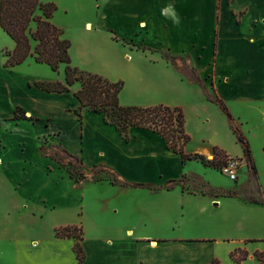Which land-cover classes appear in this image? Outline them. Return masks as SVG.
I'll list each match as a JSON object with an SVG mask.
<instances>
[{
    "label": "crops",
    "instance_id": "obj_1",
    "mask_svg": "<svg viewBox=\"0 0 264 264\" xmlns=\"http://www.w3.org/2000/svg\"><path fill=\"white\" fill-rule=\"evenodd\" d=\"M240 1L231 3L233 11L243 9L244 12L241 22L227 24L226 60L235 61V66H238L233 75V79L240 83L236 94L248 102L250 99L258 102L260 119H263L264 37L261 30H264V15L261 16V23L253 24L255 18H252L246 29L241 31L242 19L251 12L254 2L258 0H242L239 5ZM217 4V0H113L108 13L96 15L95 29L112 28L124 41L128 38L138 45L127 41V44L123 43L125 45L114 52L113 66L104 68L89 64V58L96 60L99 54L91 50L89 42L82 40L77 50L78 59L76 54L74 56L73 47H69L72 62L83 69L98 72L111 81L123 79L124 84L119 92L122 105H181L186 116L185 131L190 134L191 143L193 134L188 129L189 113L201 124L216 119L223 121L224 116L216 104L204 97L200 88L181 78L162 58L160 49L164 47L171 50L166 47L168 39L172 43L181 41V50L175 54L183 49H191L193 60H199L198 54L203 55L205 40H209L212 53L210 62H214L218 38ZM83 28L91 29V21L84 19ZM0 32L5 34L1 28ZM14 45L8 35L0 45V128L9 131L7 140H13L19 148L18 153L12 154L0 136V174L5 177V181L0 182L3 215L8 218L13 211L14 219H25V214L18 213L29 208L31 217L42 218L43 212L49 207L51 212L62 218L50 222L45 233H26L20 221L13 227L9 219L0 221V264H209L213 259L222 264L257 262L255 253H263L261 250H264V246L252 247L250 243L245 244L244 240L249 236L247 232L256 229L264 220L262 204L221 195L191 193L179 186L171 190L163 189L170 179H178L192 170L200 172L196 163H183L178 154L166 147L161 136L151 130L130 127L126 140L113 125L104 122L101 113L83 108L82 117L78 118L74 110L79 106V100L74 92L79 89V82H74L69 90L63 92L41 89L35 83L42 77L33 73L40 63L32 58L11 67L3 66V49L12 50ZM219 46L220 40L217 42L218 50ZM114 47H117L115 42ZM100 48L97 45L96 49ZM80 56L89 58L84 61ZM137 57L146 62V70L134 66L133 59ZM213 64L211 73L214 72L215 77L214 81L209 79V87L224 101L221 85L232 78L224 77L225 74L219 71V63ZM155 65L164 70L163 75L155 72ZM204 75L203 78L207 77V74ZM165 76L166 79H162ZM169 77L194 93L193 98L188 97V91L178 97L172 96ZM144 96V100H139ZM149 96L154 98L146 99ZM15 108H20L27 118L32 119H14ZM73 122L82 139L77 154L67 150L58 140L63 127ZM31 126L35 135H51L54 144L76 155L89 167L103 164L112 169L119 180L152 183L160 189L151 191L105 180L101 183L92 182L93 186H110L116 191L111 197L117 195V198L110 203L106 196L84 193L74 200L71 194L62 195V190L59 193L58 182L51 189L40 190L34 181L26 184H21L18 179L13 181L11 177L22 176L25 169L32 168L33 160L24 153V141L17 135L20 128ZM189 142L184 145V150L189 153L209 156L214 146L225 150L213 134L209 139H201L195 148H189ZM225 151L230 157L240 160L241 168V163H245L243 151ZM39 155L50 164L48 157ZM256 163L257 174L254 178L255 182L261 183V177L264 176V147ZM47 166L43 170L45 176L53 170L47 169ZM199 174L203 177L201 172ZM57 176L68 184L72 182V186L79 189L86 185L77 187L65 169H61ZM90 208L92 213L88 216ZM77 215H82V218ZM67 225L82 227L81 245L85 258L81 263L73 250L75 239L55 236L56 227ZM189 227L197 233L185 234L184 230H189ZM252 235L258 236L256 232ZM238 247L244 249L247 256L240 263H235L231 261L230 253Z\"/></svg>",
    "mask_w": 264,
    "mask_h": 264
},
{
    "label": "rangeland",
    "instance_id": "obj_2",
    "mask_svg": "<svg viewBox=\"0 0 264 264\" xmlns=\"http://www.w3.org/2000/svg\"><path fill=\"white\" fill-rule=\"evenodd\" d=\"M43 1H52L56 4L57 9L55 10L53 14L52 21L59 28H61V30L63 31V37L67 38L70 41V48L71 46L73 47V53H74V56L76 54L77 59L79 57L77 50H79V47H80L79 45L82 40L89 42L91 50H96L98 52L97 54L99 55H96L97 56L96 60L95 58H89L90 54L88 57L80 56V59L81 60L83 59L84 61H87L89 58L88 62L89 64L94 65L93 67H104V68L110 67L111 68L113 66L112 64H114V60H115L114 52H116V49L121 48V46L127 44L126 41L129 43L131 42L129 41L128 38L125 39L124 41L122 37H119L118 34L113 32L112 28L111 29L109 28L99 29V30L95 29L96 28L95 26L96 18L98 17V15L100 16L103 13H108V11L112 7L113 0H43ZM234 1L235 0H217L218 4H217V17H216L217 26L216 28L218 31L217 42L218 40H220V46L218 50L217 42H216L213 61L215 62V64L219 63V71L222 74H225L224 76L225 78L231 77L233 80V81L232 80L226 81L225 83H223V85H221V90H222L221 93L223 94L224 103L233 118V124L238 127L240 132L243 134V136L248 141L251 157H252V160L257 170L256 159L259 160V154H260L261 148L264 147V118L260 119V115H259L260 112L258 111V107H257L259 104L258 102L252 101L251 99L248 102L246 98L242 99L236 94V91L238 90V86L240 83L239 81L233 79V75L235 74V67H238V66H235V64H237L235 61L234 62L227 61L226 54H225L226 53L225 39L227 37L226 33L228 32L227 27L229 26L227 24L231 22L232 23L241 22V18L244 12L243 9H240L238 11H233L231 9V3ZM241 2L242 0L240 1L239 5H241ZM224 11H226V13H224ZM263 15H264V0H258L254 2L253 9L251 10V12L248 13V15H246L242 19V25H243L242 29L243 30L241 29V31H244L246 29V26L250 24L249 22L252 18H255V20L253 21V24L261 23L260 21L261 16ZM84 19L91 21L92 23L91 29L83 28ZM261 34L264 37V30H261ZM6 35H7L6 33L3 34L2 32H0V45L5 42ZM212 41H213V38H212ZM114 42L117 44V47H114ZM209 42H210L209 40L207 41L205 40L206 48L204 49L202 48L203 55H201L200 53L198 54V58H200L199 60H196V59L193 60L194 57L192 56L191 49H183V51L175 54L176 52L181 50V43H182L181 41L172 43L171 40L168 39V41L165 42L167 44L166 47H169L171 49L170 50L171 52L164 47L160 49V54L162 58L179 73L181 78L187 80V82H190L191 84H193V86L195 85L196 88H200L205 98L206 96L201 86L195 82H191L190 80H188L185 76H183L175 68L173 63H175L176 65H179L181 61L167 60L165 57H163V55L166 53L168 55L180 56L181 59L185 61V63L189 67L193 68L194 71L198 74L207 92L209 94H212V88L209 87V79L211 78L212 81H214L215 74L214 72L211 73V67L212 65H214L213 64L214 62L212 63L210 62L212 58V53L209 48ZM132 44H137V43L134 42ZM97 45H100L101 48L96 49ZM69 55H70V52H69ZM92 56H95V55H92ZM0 60H2L1 53H0ZM189 60L191 61L189 62ZM110 62H112L111 65H110ZM71 64L74 66H77L76 64H73L72 59H71ZM133 64L134 66H136V68L146 70V62H144L142 58L140 57L134 58ZM36 67L37 68L33 70V73L41 76L42 80L51 79V78L55 80H60L62 77H64V71H63L64 69L62 68L63 67L62 65H61L60 70L58 71H52L46 64H41V63L40 65H37ZM77 67L80 69H83L79 66ZM83 70L98 73V72L91 71L88 69H83ZM155 72H158L160 75L164 74V70L161 67H158L157 65H155ZM204 74H207V77L203 78ZM162 79L165 80L166 76ZM119 80H122L124 84L123 79H119ZM168 83H170L169 87L172 91V96L174 97H178L179 95H182L187 91L189 92V89L183 86L182 84L175 83L172 77H169ZM189 93H187V95H189L188 97L193 98L194 93H190V94ZM129 96L133 97L131 94ZM143 98H145V96L140 97L139 100H144ZM152 98L154 97L149 96L146 99H152ZM212 103L217 105V108L219 109L220 113L224 116V120L221 121L220 119H216L214 122L213 121L211 122L209 120L201 124V123H198L195 120V118L189 113L188 129L193 134V137H192L193 140L191 141V143L188 141L190 143L189 148H195L196 146H198V144H200L201 139L203 138L209 139L210 135L213 134L217 136L221 144L225 147V150L227 149L229 152L243 151L241 144L237 141L236 136L230 127L228 116L226 115L225 112L221 110V108L219 107L217 103L215 102H212ZM138 106H141V105H138ZM179 106L183 109L181 105ZM184 114H185V111H184ZM185 122H186V116H185ZM8 135H9V131H5L4 128L1 127L0 136L2 137L4 141H6L7 148L12 154L18 153L19 148L17 147L16 142H14L13 140H7ZM17 135L18 137L22 138V141H24L23 146H22L24 153H26L28 157L30 158V160H33V162L31 165L32 167L31 169L30 168L25 169L24 174L22 176H19V175L18 177L13 176L11 177V180L14 181L18 179L21 184H26L29 181H34L33 183H35V185H38L41 188L40 190L51 189V187H53L54 184L58 182L59 193L62 190L61 192L62 195L71 194L74 200H76L78 196L83 195V193L87 195L89 194L91 196H94V195L106 196L109 198L110 203L113 201V199L117 198V195H115L114 197H111L113 196V194L116 193V191L109 188L110 186H104V185L98 184V186L96 187V186H93V183H92V182L101 183V181L103 182V180L107 181L108 183H113V184L118 183L119 181L118 175L112 169H108L107 167H102L94 172L86 171L85 180L80 185V187L81 186L83 187L86 184L85 187L80 188V189L76 188L72 186V182H69L70 184H68L66 180H62L60 179V177L57 176V174L60 173L61 169L64 170L63 163H65V159L61 157V154L58 152L56 154L57 159L55 160H52L45 154V152L50 153V154L54 153L53 150L49 148L50 145H55L52 142L51 135L43 133L41 136H37L35 135V131L32 126L27 129L20 128V131H18ZM188 135L190 136L189 133ZM58 140H61L62 142L61 145L64 146L67 150L77 154L79 152L80 142H82V139L79 138L76 123L73 122L72 124H68L67 126L63 127V133L60 137H58ZM190 140H191V136H190ZM40 145H42V147L45 149L44 151L39 150ZM216 147L220 148L219 146H216ZM37 149L42 156H46L51 160L49 161L50 163L49 165L44 161L43 157H40ZM225 153L229 156V154L226 151ZM205 157L206 159H209V160L212 159L213 151L211 155L209 156L205 155ZM38 158H41V159H39L38 161H34ZM244 159L246 163L245 156H244ZM185 162L186 163L188 162L187 163L188 165L193 164L195 162L197 165V169L200 170L204 178L201 177V175L199 174L200 172H196L192 170L191 173L197 174L200 177V179H196V178L189 176L190 173L187 174V177L184 181L183 191H187L191 193H200V186L198 185V183L205 182L206 180L212 186L216 187L215 188L216 191L220 193H224V192L233 193L231 196H225V197H232L239 201H248L250 190L254 192V195L256 197L262 195L260 194V192H264V176L261 177V183L255 182V178L251 174L247 166V163L246 164L244 162L241 163V168L239 166L237 178L233 180V179H230L225 174H223L217 167V165L220 162V159L219 161H216L215 165H203L198 160H186ZM45 166H47V169L49 170L53 169L52 173L48 176H45L43 174V170ZM1 181L2 182L5 181V177H3V175L0 174V182ZM2 206L3 205L0 202V221L1 222L3 219L6 218V216L3 215L5 214V212ZM28 210L29 208L28 209L25 208V209L20 210V212L18 213L19 215L25 214V219H14L13 217L14 212L10 210L11 211L10 216L6 218L10 220V226L11 227L17 226L19 223L18 221H20V224L23 226L26 233H30V232L45 233V232H48V226L50 222H53V221L55 222L56 220H59V218H62V217H59L60 215L57 216L55 212H51L52 210H50L49 207H47L45 211L43 212L42 218H39L38 216L36 218L31 217V214L29 213ZM91 213H92V210L89 211L88 216ZM63 216L66 217L67 215H63ZM81 216L82 215L78 217L81 219L82 218ZM189 228H190L189 230L187 229L184 230L185 234L197 233V231L191 230V227ZM254 232H256L258 236L252 235ZM247 233L249 234V236L244 240L245 244L250 243L252 247L256 245L264 246V220L260 222L259 226L256 229H250ZM243 251L245 250L240 247L235 248L233 251H231L230 253L231 261L235 263H240L242 260L246 259L245 257L240 260H235L231 256V254L234 253L235 257L238 258L239 256L243 254ZM261 251L263 253H259V252L255 253L257 262L255 263L249 262V264H261L257 255H260L264 262V250H261ZM217 261L219 262V264H222L221 261L219 260Z\"/></svg>",
    "mask_w": 264,
    "mask_h": 264
},
{
    "label": "trees",
    "instance_id": "obj_3",
    "mask_svg": "<svg viewBox=\"0 0 264 264\" xmlns=\"http://www.w3.org/2000/svg\"><path fill=\"white\" fill-rule=\"evenodd\" d=\"M57 6L52 1L43 0H0V28L14 41L15 45L12 50L3 49L5 60L3 66L11 67L22 63L31 57L36 63L46 64L52 71H58L63 65V80H39L35 84L46 91L63 92L70 89L74 82H79L80 87L74 92L79 100V106L74 110L78 118L82 117V110H88L101 113L105 123L113 125L128 140V129L138 127L141 129L151 130L157 133L165 141L166 147L178 154L181 161L198 160L203 165H215L216 161L219 168L226 160L228 155L224 150L214 146L213 158L206 159L204 154L189 153L184 150V145L190 140V136L185 131V114L183 109L178 105H168L157 103L148 106L122 105L119 102V92L123 87V81H110L106 77L83 70L71 64L69 55L70 41L63 37V31L52 21L53 14ZM167 60L181 61L175 68L188 80L199 84L206 98L219 105L221 110L226 113L229 119L230 127L236 136L237 141L241 144L243 154L246 158L247 166L251 174L255 177L257 170L252 160L250 148L247 139L240 132L238 127L233 124V118L229 113L224 101L215 94L212 88V94H209L202 84L201 78L189 67L180 56L164 54ZM27 118L20 108H15L14 119ZM53 154L45 152L52 160L57 159L56 154L59 152L65 159L64 169L68 176L77 187H80L85 180L86 171L94 172L102 167L103 164L85 165L79 157L70 153L59 144L50 145ZM40 151L45 149L40 145ZM223 157V158H222ZM222 158V160H221ZM110 169L109 167H107ZM189 176L200 179L195 173ZM187 175L178 179H170L164 185L163 189L171 190L175 186H180L183 190L184 181ZM118 184L123 186H132L138 188H147L151 191H157L160 187L152 183L131 182L119 180ZM200 193L213 196H231L233 193H220L211 187L207 182L198 183ZM261 196L256 197L252 190L249 191V202L264 205V192ZM55 236L59 238L71 237L75 239L73 250L79 263L83 262L85 252L81 245L82 227L78 225L60 226L54 229ZM246 252L238 258L234 253L231 254L233 259L240 260L246 257ZM261 264H264L262 257L257 255ZM210 264H219L217 260H212Z\"/></svg>",
    "mask_w": 264,
    "mask_h": 264
},
{
    "label": "built area",
    "instance_id": "obj_4",
    "mask_svg": "<svg viewBox=\"0 0 264 264\" xmlns=\"http://www.w3.org/2000/svg\"><path fill=\"white\" fill-rule=\"evenodd\" d=\"M239 166L240 160L238 158L228 156L225 162L219 167V170L230 179L235 180L238 175Z\"/></svg>",
    "mask_w": 264,
    "mask_h": 264
}]
</instances>
